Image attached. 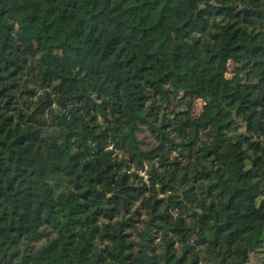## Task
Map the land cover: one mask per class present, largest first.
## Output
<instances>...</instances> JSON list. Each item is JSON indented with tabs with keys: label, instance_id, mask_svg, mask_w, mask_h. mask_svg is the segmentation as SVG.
<instances>
[{
	"label": "trees",
	"instance_id": "trees-1",
	"mask_svg": "<svg viewBox=\"0 0 264 264\" xmlns=\"http://www.w3.org/2000/svg\"><path fill=\"white\" fill-rule=\"evenodd\" d=\"M0 264H264V0H0Z\"/></svg>",
	"mask_w": 264,
	"mask_h": 264
},
{
	"label": "rangeland",
	"instance_id": "rangeland-1",
	"mask_svg": "<svg viewBox=\"0 0 264 264\" xmlns=\"http://www.w3.org/2000/svg\"><path fill=\"white\" fill-rule=\"evenodd\" d=\"M201 110V104H197L196 106V111H195V114H198ZM195 205L197 206L198 209L201 208V205H202V202L201 201H196Z\"/></svg>",
	"mask_w": 264,
	"mask_h": 264
},
{
	"label": "built area",
	"instance_id": "built-area-1",
	"mask_svg": "<svg viewBox=\"0 0 264 264\" xmlns=\"http://www.w3.org/2000/svg\"><path fill=\"white\" fill-rule=\"evenodd\" d=\"M141 176L144 177L146 180L148 179V176L146 175L145 172H142Z\"/></svg>",
	"mask_w": 264,
	"mask_h": 264
}]
</instances>
